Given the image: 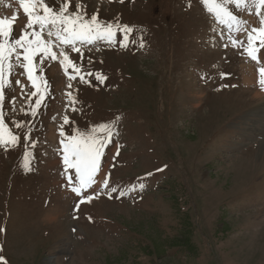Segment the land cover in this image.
Returning <instances> with one entry per match:
<instances>
[{
    "label": "rangeland",
    "instance_id": "obj_1",
    "mask_svg": "<svg viewBox=\"0 0 264 264\" xmlns=\"http://www.w3.org/2000/svg\"><path fill=\"white\" fill-rule=\"evenodd\" d=\"M65 2L115 35L78 52L56 42L71 64L37 54L35 88L23 69L6 74L0 137L21 142L0 143V264H264V48L254 41L252 61L229 40L247 44L256 9L228 5L237 32L209 11L221 0ZM13 14L18 38L27 16L0 0V18ZM101 123L114 135L83 192L102 194L81 203L61 141Z\"/></svg>",
    "mask_w": 264,
    "mask_h": 264
},
{
    "label": "snow or ice",
    "instance_id": "obj_2",
    "mask_svg": "<svg viewBox=\"0 0 264 264\" xmlns=\"http://www.w3.org/2000/svg\"><path fill=\"white\" fill-rule=\"evenodd\" d=\"M204 2L207 3V0H204ZM121 3H123V0H121ZM230 4H234L237 9H241L245 5L256 9L260 26H254L247 32V44L245 45L243 41L234 39L231 35H229V40L234 48H243V51L252 61H258V48L254 46V41L258 39L259 47L264 48V13L260 11L264 8V0H221V2L215 4L214 8H209L210 12H216V18L220 23L226 24L229 30L235 29L239 32L243 30L241 25L245 22L239 19L238 14H233L228 7ZM19 6L27 16V26L21 29L18 38L13 36V21L16 20V15L13 14L12 19L0 18V101L5 99L6 74L11 73L14 68L23 69V72L27 74V79L32 82V87H37L33 75V60L37 54H39V61L43 63H46L47 59L56 60L58 56L62 57L60 59L61 65L72 63L65 50L61 49L59 53L52 51L56 42L60 45H68L73 52H78L79 49L76 47L78 41L89 45L93 43V40L107 39L111 42L112 37L115 35L111 24H107L106 27L103 26L96 14L86 18V13L80 11L79 6H77L76 11H70L69 3L65 0H59L58 7L55 6V0H19ZM28 29L33 30L29 32ZM122 31L126 35L131 33L133 29L125 25ZM44 33H46V37ZM121 46L125 45L122 44ZM140 46L143 47V43ZM19 50H22V52ZM73 67L76 72L80 71L79 67ZM259 72L262 77L259 83L264 86V68H260ZM71 79H75V77H71ZM96 80L102 83L104 77L97 75ZM14 84H20V80L15 79ZM31 95L38 97L35 100L36 107L32 109L31 113L32 116H36L43 95L39 92V89L32 92ZM64 123H69L67 116L64 117ZM3 127L4 118L0 114V128ZM17 127H23V125L18 124ZM73 131L76 132V135L66 137V142L61 141L63 144V163L67 169H74V175L67 176V182L71 185L72 193L79 198L81 203L85 200L90 203L94 196L98 198L102 193L95 192L93 196L87 195L83 190L90 188L95 183L94 177L101 170V158L105 155L106 146L112 142L114 133L111 125L103 123L92 127L87 132L76 129H73ZM60 135L63 137L64 132L61 131ZM23 140L28 141L26 134ZM18 142H21V139L10 133L9 140H3L0 137V143H3L5 147ZM117 155H119V152H117ZM24 157V167L27 168L29 163L27 152L24 153ZM158 171H162V169H158ZM103 184L106 191L109 186L106 177ZM116 192L117 188L112 187L107 194L111 198L112 194ZM120 195L122 196L124 193L121 192ZM79 208L80 203H77L75 209L78 211ZM0 231H3V229H0ZM3 260L4 258L0 257V261Z\"/></svg>",
    "mask_w": 264,
    "mask_h": 264
}]
</instances>
